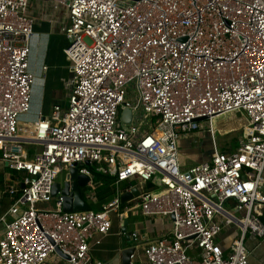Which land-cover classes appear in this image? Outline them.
<instances>
[{"label":"built area","instance_id":"built-area-1","mask_svg":"<svg viewBox=\"0 0 264 264\" xmlns=\"http://www.w3.org/2000/svg\"><path fill=\"white\" fill-rule=\"evenodd\" d=\"M47 1L66 13L72 78L68 103L43 116L33 104L31 0H0V161L21 174L3 190L12 205L0 219V264H46L56 248L67 264H105L89 242L110 232L112 213L130 210L120 185L136 179L144 191L133 210L172 228L145 241L133 232L131 264H194L192 250L200 264H249L245 234L264 238V0ZM126 110L131 124L121 122ZM237 111L246 124L227 154L213 121ZM147 117L154 129L143 134ZM198 131L211 137L210 159L185 168L179 142ZM85 163L114 173V196L99 210L64 212L53 185L76 166L94 190ZM233 227L241 234L225 251Z\"/></svg>","mask_w":264,"mask_h":264},{"label":"crops","instance_id":"crops-1","mask_svg":"<svg viewBox=\"0 0 264 264\" xmlns=\"http://www.w3.org/2000/svg\"><path fill=\"white\" fill-rule=\"evenodd\" d=\"M30 13L35 20L33 25L34 35L32 39L31 67L37 77L33 104L36 109L41 110L43 116H48L54 105H66L59 102V96L56 94L59 87L64 88L63 71H71L69 70V63L67 62L68 59L65 54V49L68 46L69 41L61 31L62 27L67 24L66 13L64 9L53 10L50 3L43 0H31ZM43 67H45V70H43ZM245 124L246 118L242 125H239L238 127L240 137L234 142L235 144L232 149L229 150V153L236 150L241 138L242 128ZM232 130H236V127H232ZM197 144H199V146H197ZM179 148L181 164L185 168L209 160L213 150L211 137L206 131H198L194 135H191V137L188 136L187 138H181ZM94 170L95 172H98L96 167ZM0 173V187H6L5 182L12 183L6 188L13 187L18 183V180L21 177L20 175H17L14 178L12 172L6 169L1 161ZM108 175H114V173H109ZM93 177L94 174L92 173L91 180L94 185V190H91L88 186L83 187L86 190L85 195H83V188L80 189L82 196L89 207L90 205L96 206L98 203L97 189L101 186V182L93 183ZM130 187L132 189L135 187L138 189L139 201L135 204H132V201L122 203V208L130 210H127L126 213L121 211V215L114 213L115 215L113 218H111L110 215L112 223L110 232L107 235H96L94 239L89 242L90 255L95 260L102 261L106 264L122 250V229L124 228L130 233L138 232L141 241H145L146 239H156L163 235H168L171 232L172 225L169 218L162 216H145L142 214L141 209L133 210V207L140 203L144 187L137 179L121 183L120 185L121 190L124 191L123 194L128 192L127 190ZM110 188L113 189V185H110ZM146 188L151 189L152 185L147 184ZM89 191H93L95 194V201L88 199ZM4 195L5 194L2 192L0 197ZM41 206L46 207L45 205ZM240 234V230L236 227L225 230L220 239V244L222 245L223 250L227 251L231 241L236 236H240ZM244 246L249 253V264H264V238L247 232L244 237ZM127 247H130V245ZM190 255L197 257L194 264H200L197 250L190 251ZM119 263L121 264V259ZM46 264H67V261L58 255H53Z\"/></svg>","mask_w":264,"mask_h":264},{"label":"water","instance_id":"water-1","mask_svg":"<svg viewBox=\"0 0 264 264\" xmlns=\"http://www.w3.org/2000/svg\"><path fill=\"white\" fill-rule=\"evenodd\" d=\"M47 1V0H43ZM125 116L121 118V122L123 124H131L132 121V112L130 110H126L124 112ZM205 118L197 119V121H203ZM86 166L89 163H85ZM89 177L85 175L78 174V168L75 166L71 168L65 175L63 182H55L52 188V196H56L58 192H61V195L64 199V212H75V211H87L90 209L87 202L84 200L81 188L86 187L89 182ZM23 188L24 185L22 184ZM139 196L138 189L135 187L132 189V192H125L121 196V202L127 203L134 198ZM122 250L115 255V257L108 261L106 264H131V255L134 252V248L132 247L134 241L131 238L132 233L128 232L125 228L122 229ZM130 245V247H127ZM57 255L62 257L65 260H68V256L61 253L58 248L55 249Z\"/></svg>","mask_w":264,"mask_h":264},{"label":"rangeland","instance_id":"rangeland-1","mask_svg":"<svg viewBox=\"0 0 264 264\" xmlns=\"http://www.w3.org/2000/svg\"><path fill=\"white\" fill-rule=\"evenodd\" d=\"M35 2V1H34ZM70 65V61H67ZM70 70V69H69ZM72 71L65 70L62 74H64V88L59 87L56 91L57 96H59V102L62 104H67L69 99V87L71 85V78H72ZM244 117V113L242 112H232L228 113L226 115H223L221 117L215 118L213 121V128L215 130L214 134V142L215 146L219 151H222L224 153H229V150L232 149L234 142L240 137L239 132V125H242ZM241 123V124H240ZM232 127L236 130H232ZM154 129V119L152 117H147L144 120V125L141 129V132L143 134H148ZM191 137V136H190ZM202 144V142H201ZM199 146V144H197ZM65 173H61L59 177L56 179V182H63ZM12 183L5 182L6 187L10 186ZM6 187H0V194L5 190ZM83 194L85 195L86 190L85 188L82 189ZM132 204H135L139 201V197L134 198L131 200ZM49 209H53L54 207V201L45 205ZM115 214H111V218H113ZM142 251L138 250L137 256L140 255ZM138 257L135 259V264L137 263Z\"/></svg>","mask_w":264,"mask_h":264},{"label":"trees","instance_id":"trees-1","mask_svg":"<svg viewBox=\"0 0 264 264\" xmlns=\"http://www.w3.org/2000/svg\"><path fill=\"white\" fill-rule=\"evenodd\" d=\"M243 120L245 121V115L243 117ZM242 121V123L244 122ZM88 168L91 170V172L94 174L93 177V183L101 182V186L97 189V200L98 203L96 206L90 205L91 210H99L102 207V204L114 196V190L110 188V185H113L115 182L116 177L114 175H103L101 173L95 172L93 167ZM20 175L18 172H12V176ZM0 179H1V173H0ZM84 195V194H83ZM12 205V201L9 199L7 195H4L0 197V219L7 213V211L10 209Z\"/></svg>","mask_w":264,"mask_h":264}]
</instances>
